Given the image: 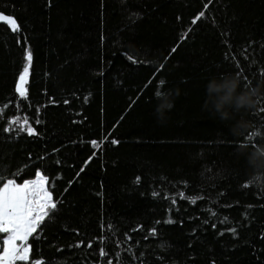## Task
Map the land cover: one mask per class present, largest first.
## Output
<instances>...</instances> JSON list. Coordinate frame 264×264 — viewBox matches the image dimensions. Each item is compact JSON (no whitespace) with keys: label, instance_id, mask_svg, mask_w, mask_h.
Segmentation results:
<instances>
[{"label":"trees","instance_id":"trees-1","mask_svg":"<svg viewBox=\"0 0 264 264\" xmlns=\"http://www.w3.org/2000/svg\"><path fill=\"white\" fill-rule=\"evenodd\" d=\"M0 14L20 26L0 23V187L39 171L58 202L27 264H264V181L246 162L264 144V0H0ZM225 76L261 95L222 121L206 85ZM25 118L36 135L4 131Z\"/></svg>","mask_w":264,"mask_h":264},{"label":"snow or ice","instance_id":"snow-or-ice-1","mask_svg":"<svg viewBox=\"0 0 264 264\" xmlns=\"http://www.w3.org/2000/svg\"><path fill=\"white\" fill-rule=\"evenodd\" d=\"M204 14L203 11L199 13L192 20V24H196ZM0 21L9 25L12 32L18 33L20 31V26L15 18L0 14ZM186 35L187 33H185ZM24 59L23 70L19 74L15 85V92L21 99L28 98L29 90L27 84L33 60L31 51L26 52ZM237 75L239 76L240 73H237ZM163 83L164 81H160V84ZM161 93L158 88L156 94L160 95ZM261 111H264V109H261ZM12 125H16L20 132H26L29 136L36 135L34 128L30 126L27 118L22 121L19 119L10 120L8 127L4 131L12 130ZM260 135L262 133L259 130H254L248 134L246 139L252 141ZM111 142L113 144L118 143L116 140H112ZM91 143L94 148L97 147L96 141H92ZM258 145V143H254L251 146L256 147ZM81 171H83V168ZM137 181H139V177ZM48 183L46 176L38 171L36 178L33 180L17 183L14 179H8L0 187V234H7L5 237H0L2 239V244H0V264H16L17 261L27 264L29 261L31 253V246L28 244L29 238L33 237V234L37 232V229L40 228L46 218H50L51 212L56 209L58 203L54 201L53 193L46 186ZM243 186L248 187V184ZM179 195L181 199L187 198L183 192ZM188 199L192 203H195L197 198ZM172 202L175 203V199ZM213 215H215L214 212ZM166 222L173 223L171 219ZM233 231L235 230L233 229ZM152 234L155 235V229L152 230ZM89 247H91V244H89ZM100 255H106L103 248H101ZM33 264H43V262L34 261ZM108 264H112V262L108 261ZM117 264H120L119 260Z\"/></svg>","mask_w":264,"mask_h":264},{"label":"clouds","instance_id":"clouds-1","mask_svg":"<svg viewBox=\"0 0 264 264\" xmlns=\"http://www.w3.org/2000/svg\"><path fill=\"white\" fill-rule=\"evenodd\" d=\"M240 80L235 76H225L223 80L217 81L213 78L206 85V105L209 110L214 112L222 121L234 118L241 110L254 109L256 107V98L261 95L260 86L248 87L238 91ZM158 100L156 108V118L162 122L166 118V112L173 107V100L170 93L156 94ZM235 131L242 133L246 131V125L243 122H237ZM246 148V146H242ZM240 154H244L241 152ZM246 162L252 169V174L248 181L249 184L260 183L264 181V144L253 147L246 155Z\"/></svg>","mask_w":264,"mask_h":264},{"label":"rangeland","instance_id":"rangeland-1","mask_svg":"<svg viewBox=\"0 0 264 264\" xmlns=\"http://www.w3.org/2000/svg\"><path fill=\"white\" fill-rule=\"evenodd\" d=\"M35 178H36V177H35ZM35 178H34V179H35ZM32 180H33V179H32ZM29 181H30V180H29ZM46 186H47V185H46ZM4 235L6 236L7 234H4ZM18 243H19V242H18Z\"/></svg>","mask_w":264,"mask_h":264},{"label":"water","instance_id":"water-1","mask_svg":"<svg viewBox=\"0 0 264 264\" xmlns=\"http://www.w3.org/2000/svg\"><path fill=\"white\" fill-rule=\"evenodd\" d=\"M0 23H4L3 21H0ZM4 24H6V23H4Z\"/></svg>","mask_w":264,"mask_h":264}]
</instances>
